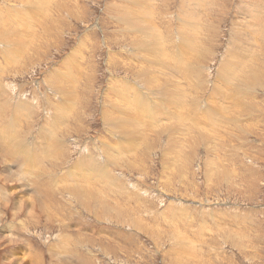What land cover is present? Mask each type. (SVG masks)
<instances>
[{
  "label": "rangeland",
  "instance_id": "obj_1",
  "mask_svg": "<svg viewBox=\"0 0 264 264\" xmlns=\"http://www.w3.org/2000/svg\"><path fill=\"white\" fill-rule=\"evenodd\" d=\"M190 1L0 0V264H264V0Z\"/></svg>",
  "mask_w": 264,
  "mask_h": 264
},
{
  "label": "bare ground",
  "instance_id": "obj_2",
  "mask_svg": "<svg viewBox=\"0 0 264 264\" xmlns=\"http://www.w3.org/2000/svg\"><path fill=\"white\" fill-rule=\"evenodd\" d=\"M42 1H46L47 2V0H42ZM45 2V3H46ZM195 2L199 5V6H201L202 4H203V2H204V0H195ZM38 3H40V5H42L41 4V2H39L38 1ZM193 3V1L191 0L190 2H188V4H187V6H189V5H191ZM41 7V6H40ZM46 7V6H45ZM43 9H45V8H42V10ZM43 11H45V10H43ZM186 12L187 13H189L188 12V10L186 9ZM247 16H248V20H249V24H248V27H247V32H248V38H247V44H251V43H253L258 37H261L262 35H263V31H262V29L259 27V26H255L254 24L255 23H260L261 21H262V15H261V12H260V8L259 7H254L253 9H249V11H248V13H247ZM195 20V17H192L190 14H189V17H185L184 18V20H183V25H182V28H181V30L179 31L180 32V36H178L179 38V41H180V43L178 44V47H177V49L176 50H178V52L180 53V51L179 50H182L181 51V54H177V56L176 55H174V54H172L171 56H168L166 53H165V51H164V48H163V46H162V44H161V41H160V38L162 37H160V35H158L157 36V34L155 33V31H154V24H151L152 22L151 21H149V22H151V23H149L148 21H147V23L149 24H147L146 25V28H147V26H149L150 28H148V29H150V31H148V32H150V35L149 36H147V37H150L149 38V40H142L143 41V44H144V46H146L147 47V51H149L148 52V54H147V56L148 57H150L151 55L152 56H154V57H158V58H163V59H168L169 60V63H171L172 64V62H174V65H175V69H176V71L177 70H182L184 67H186L187 65H188V62H190V59H188L187 60V62H186V60L184 59V57H186V56H184V54L186 53V52H188V51H190L191 52V54L193 53V52H196V50H198L199 48H200V46H202V42H200V36H199V29H200V27H199V25L194 21ZM145 22L146 21H144V22H142L141 24H145ZM128 24L130 25V26H132V27H137V26H139V22L137 21V19H135V18H131L129 21H128ZM48 26V25H47ZM46 26V27H47ZM141 26V25H140ZM145 26V25H144ZM144 26H141V27H137V29L139 30V31H143L144 29H146V28H144ZM144 28V29H143ZM254 28L256 29L257 28V32H255V30H254ZM147 29V30H148ZM49 30V29H48ZM46 31H47V29H46ZM50 31V30H49ZM179 32H178V35H179ZM51 33V31L49 32V34ZM143 33L145 34L146 32H144L143 31ZM149 34V33H148ZM145 38V37H144ZM162 40V39H161ZM202 40V39H201ZM163 42V41H162ZM255 44H257V43H255ZM24 51V50H23ZM143 54V53H142ZM146 56V58L145 59H149L148 57ZM190 56V55H189ZM143 57V56H142ZM145 57V56H144ZM190 58V57H189ZM153 61V60H152ZM167 61V60H166ZM165 61V62H166ZM163 62V61H162ZM152 63V62H151ZM169 63H168V65H169ZM164 64V63H163ZM162 64V65H163ZM155 66H157V67H163V66H158V65H155ZM239 68L241 69V72H242V69H243V66L244 65H242V63L241 62H239ZM250 70H251V68H250ZM240 72V73H241ZM256 72L258 73V74H260V75H262V71H259V68H258V70H256ZM238 76H240V75H238ZM238 79H239V77H238ZM237 79V77H236V80H238ZM235 80V81H236ZM248 80H250V78H248ZM239 81V80H238ZM237 81V82H238ZM240 81H241V79H240ZM237 85V84H236ZM60 92L62 93V95H63V97L65 96V89L64 88H61L60 89ZM136 95H134L133 96V101H131V102H129L128 103V106L126 107V109H131V110H133V109H135L136 108V105H140V104H138L137 103V99H136ZM121 109V106H118V110H120ZM15 111V110H14ZM19 113V112H18ZM12 117V116H11ZM15 117H17V116H15L14 115V119H16ZM13 118H12V120L10 121V125H11V131L8 133V134H6V140H5V144H6V141H7V143H8V146H7V144H6V146H7V149H5L6 147H5V144H4V149H5V151L6 150H8L9 148H13V149H15L16 148V153H13V154H20L21 153V155L22 154H24V153H26L28 150H17L18 148H19V146L20 145H22V143H20V138H18V137H20V135H22V130H16V129H14V125L16 124V123H18L17 121V119H18V117H17V121H15V120H13ZM62 118V117H61ZM21 119V118H20ZM110 120L111 121H113V120H116L115 118H113V117H111L110 118ZM20 121V120H19ZM216 121V120H215ZM53 123H56V122H53ZM216 123V122H215ZM18 131V133L16 134V132ZM14 134H16V135H14ZM42 136H44V135H42ZM0 138H2V136H0ZM43 138V137H42ZM55 138V137H54ZM20 139V140H19ZM50 139H52V138H50ZM22 141V140H21ZM47 141V140H46ZM0 142H1V140H0ZM11 142H12V144H13V146L11 145ZM2 143H4V142H2ZM43 143V142H42ZM48 144H51V146L53 147V144L51 143V140H48L47 141V143L44 145V147H46L47 148V150L49 151V148H48ZM128 147H130V146H128ZM39 148V147H38ZM135 148V147H134ZM134 148H131L130 147V149H134ZM82 149V148H81ZM39 150H37V151H35V152H33V153H31V155L29 156V162L28 163H25L24 165H30V164H35V162H37V159H38V156H39V152H38ZM9 152V151H8ZM7 152V153H8ZM12 152H14V151H12ZM32 152V151H31ZM16 157V156H15ZM14 157V158H15ZM20 157V156H19ZM21 159H22V161L24 160V159H26V157L25 156H21L20 157ZM81 158V157H80ZM96 160V162H97V159H95ZM95 160L94 161H92V160H90V159H86L85 160V163H86V165H87V167L90 169V168H92V169H90V170H97L98 169V164L95 162ZM78 161V160H77ZM77 161H76V164H74V165H78L79 163H81L82 162V160H81V162L80 161H78L79 163L77 164ZM24 162V161H23ZM84 162V161H83ZM96 163V164H95ZM82 164H84V163H82ZM82 168V167H81ZM80 168V169H81ZM78 170V169H77ZM75 171H76V169H75ZM84 172V170H79L78 171V175L79 174H82ZM23 181H24V183H23ZM23 181H22V184H27V185H31V183L30 182H27L25 179H23ZM77 186H78V195H79V197H82V196H84L85 194H87L88 193V191L87 190H85V189H83L82 188V186L81 185H79V184H77ZM32 189H33V191L30 189V191H32L33 193H35V187H32ZM100 189V188H99ZM39 190V189H38ZM98 190V189H97ZM100 191H102V190H100ZM38 193H40L39 191H38ZM80 193V194H79ZM37 194V193H36ZM102 194V193H101ZM3 195H5V191L3 192ZM103 195V194H102ZM93 198H95V196L93 195V193L91 194V199H93ZM4 200L6 201L7 200V198H4ZM99 203V202H98ZM37 203L35 202V205H36ZM40 205V199L38 200V206ZM32 206V205H31ZM30 211H31V209H30ZM194 246V245H193ZM193 246H191V247H193ZM191 250L193 249V248H190ZM185 252H186V249L183 247V251H182V253H183V255L185 254ZM191 251H189V253H190Z\"/></svg>",
  "mask_w": 264,
  "mask_h": 264
}]
</instances>
